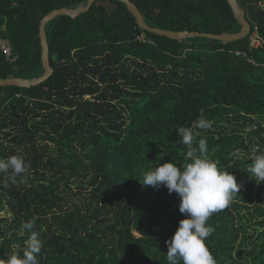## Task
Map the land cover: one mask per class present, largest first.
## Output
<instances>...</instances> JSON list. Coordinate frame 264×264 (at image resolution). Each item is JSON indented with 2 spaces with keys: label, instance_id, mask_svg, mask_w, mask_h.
<instances>
[{
  "label": "trees",
  "instance_id": "obj_1",
  "mask_svg": "<svg viewBox=\"0 0 264 264\" xmlns=\"http://www.w3.org/2000/svg\"><path fill=\"white\" fill-rule=\"evenodd\" d=\"M88 1L0 0V79L44 75L41 21ZM130 1L153 28L242 30L228 0ZM238 2L251 33L230 43L143 31L118 0L48 23L51 78L0 87V159L18 155L30 165L15 177L0 173V259L22 255L36 232L39 264H168L165 241L186 217L176 193L143 178L185 162L189 147L177 134L185 127L192 146L205 139L207 157L242 185L210 217L206 246L217 264H264V183L248 173L264 153V0ZM201 118L209 129L195 127Z\"/></svg>",
  "mask_w": 264,
  "mask_h": 264
},
{
  "label": "clouds",
  "instance_id": "obj_2",
  "mask_svg": "<svg viewBox=\"0 0 264 264\" xmlns=\"http://www.w3.org/2000/svg\"><path fill=\"white\" fill-rule=\"evenodd\" d=\"M195 127L206 130L211 127V122L201 118ZM177 134L189 147L185 162L181 165L172 161L159 164L144 174L143 185L155 190L164 187L170 195L176 193L180 199L179 212L186 217L179 221L174 235L165 241L168 264H217L205 243L215 230L208 221L214 213L229 206L242 185L233 174L221 170L207 157L205 139H199L198 145L193 147L196 136L190 128L180 127ZM29 167L23 156L0 159V173L11 170L13 177L25 173ZM248 173L257 184L264 183V153L254 156ZM32 227L31 221L25 224L29 230ZM25 243L22 255L12 253L6 260L0 259V264H39L43 245L38 234L32 232Z\"/></svg>",
  "mask_w": 264,
  "mask_h": 264
},
{
  "label": "water",
  "instance_id": "obj_3",
  "mask_svg": "<svg viewBox=\"0 0 264 264\" xmlns=\"http://www.w3.org/2000/svg\"><path fill=\"white\" fill-rule=\"evenodd\" d=\"M99 0H89L87 5L81 7L77 10H71L68 8H62L58 10H54L49 13L44 19L41 21L40 25V39L42 44V60L43 66L45 69L44 75L36 79H23V78H9V79H0V87H9V86H16L22 88H31L34 86H38L46 82L54 73V69L52 68L50 62V55H49V43L46 28L50 21L54 20L58 16H69L73 19L79 17L81 14L88 12L93 5L98 2ZM124 3L128 9L131 11L135 19L137 20L139 27L146 32L155 34L161 37H167L173 40H181L186 38H207L212 39L217 42H236L246 38L251 32V24L246 17L245 10L241 7L238 0H228L230 3L233 12L235 14L236 19L242 25V30L236 34H222L216 35L211 33H200V32H175V31H165L158 28L151 27L145 20L144 15L141 13L139 8L130 0H118Z\"/></svg>",
  "mask_w": 264,
  "mask_h": 264
},
{
  "label": "built area",
  "instance_id": "obj_4",
  "mask_svg": "<svg viewBox=\"0 0 264 264\" xmlns=\"http://www.w3.org/2000/svg\"><path fill=\"white\" fill-rule=\"evenodd\" d=\"M139 39L145 41V37H144V35L140 36ZM252 41H253L254 45H258L259 42H258V38H257V35H256V34L253 35V37H252ZM148 42L151 43V44H155V45H156V42L153 41V40H149ZM1 49H2V51H3V53H4V55H5L7 58H11V56H12V49H11V47L9 46L8 43L3 42V43H2V46H1ZM237 55H238V56H239V55H244V56H246V53H243V54H241V53H237ZM14 60H15V59H14ZM14 60H13V61H14Z\"/></svg>",
  "mask_w": 264,
  "mask_h": 264
},
{
  "label": "bare ground",
  "instance_id": "obj_5",
  "mask_svg": "<svg viewBox=\"0 0 264 264\" xmlns=\"http://www.w3.org/2000/svg\"><path fill=\"white\" fill-rule=\"evenodd\" d=\"M251 33V32H250Z\"/></svg>",
  "mask_w": 264,
  "mask_h": 264
}]
</instances>
